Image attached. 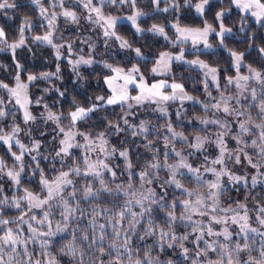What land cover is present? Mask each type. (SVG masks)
<instances>
[{
  "label": "snow or ice",
  "instance_id": "6c2138e0",
  "mask_svg": "<svg viewBox=\"0 0 264 264\" xmlns=\"http://www.w3.org/2000/svg\"><path fill=\"white\" fill-rule=\"evenodd\" d=\"M30 3L38 10L44 29V34L32 35L31 41L50 47L57 63L54 72H27L23 79L26 69L17 50L32 51L25 34L32 31L31 21L25 17L18 37L11 41L0 28V52L11 53L16 70L14 85L0 80V121L13 117L8 130L0 126V146L6 149V155L0 156V181L6 178L11 190L9 195L8 185L0 183V264H62L61 256L68 257L70 264H89V260L90 264H176L173 258H162L166 249H179L184 264H264V201L253 197L255 204L249 207L247 196L244 201L223 200L226 184L249 185V173L239 174L236 166L254 170L251 188L264 184V64H246V51L229 48L226 42V37L234 34L226 21L235 7L241 13L238 31L245 34L248 49H255L264 60V41L256 47L255 34L247 36L249 17L264 28V0H230L228 7L221 0L218 10L212 0H183L182 4L180 0H149L153 12L174 15L170 23H152L146 29L139 21L152 17L138 6V0H75L87 13L83 17L67 7L65 0H49L50 8L42 0ZM109 5L113 9L127 7L131 14L105 12ZM16 7L15 0H0V11ZM57 8L60 11H55ZM183 9L193 11L202 26L184 24ZM213 12L214 20L209 22L207 17ZM59 17L77 27L83 19L101 30L105 49L114 40L120 50L137 58L143 59L144 53L119 34L121 21L129 22L137 35L147 31L172 48L179 47L178 53L161 51L151 73L167 76L173 62L198 69L206 100L189 94L175 79L149 83L136 64L125 68L97 60V43L90 38L80 40L87 52L84 47L77 49L76 41L55 35ZM211 35L227 53L235 75L222 76L217 66L199 57L185 58L183 45L191 42L194 49L201 44L211 49ZM62 59L77 79L84 78L82 67L100 64L107 70L103 78L107 93L89 97L88 104L74 97L67 112L54 111L43 96L30 98L34 82L51 84L62 79ZM212 87L218 95H213ZM43 92L57 93V103L63 106L65 91L53 86ZM177 101L180 107L175 115L180 125L173 123L169 113V105ZM185 102L199 104L204 110L203 115L187 121L194 128V121L201 126L192 137L177 130L183 126ZM117 106L121 114L115 120L107 115L98 117L101 123L96 131L81 130V124L94 115ZM146 106L165 122L152 124L141 119L137 124L129 119L136 116L134 109L147 110ZM33 107L43 109L39 116ZM17 112L22 114V124L16 120ZM38 121L55 125L47 153L43 151L45 140L35 135L37 130L40 137L48 135L46 128L40 130ZM121 134L125 138L113 143L111 138ZM161 143L162 147L157 146ZM133 147L150 155L137 153L134 160ZM213 148L215 154H211ZM42 160L51 164V171L42 166ZM116 160L123 162L122 169ZM25 176L29 185L36 181L35 186H25ZM6 210L14 214L9 216ZM156 212L164 214L160 222L154 217ZM180 226L185 228L182 234L177 232ZM66 235H71V240L62 244L59 255L54 254L56 238ZM149 239L152 243L145 248L135 247L136 240ZM30 245H38L39 252Z\"/></svg>",
  "mask_w": 264,
  "mask_h": 264
},
{
  "label": "trees",
  "instance_id": "16d2710c",
  "mask_svg": "<svg viewBox=\"0 0 264 264\" xmlns=\"http://www.w3.org/2000/svg\"><path fill=\"white\" fill-rule=\"evenodd\" d=\"M18 3L17 7H16V13L15 15V19L13 22H11L10 25H5V27H3L5 29V31L8 33V36L10 39H14L16 36V31L19 29V26L21 24V21L25 18L28 17L29 19H36V15H37V11L34 8L33 5H31V3L29 2L30 0H16ZM227 1V0H226ZM146 0H138V5L140 6H144V4L146 3ZM181 4L183 3L180 2ZM193 11H190L188 9H183L182 13H181V17L183 19H185V21H191L195 24V22H198V17L193 16ZM174 15V14H172ZM193 16V17H192ZM151 17H146V19L144 20L145 23V28H148L152 23H157L159 18V15H156V13H152ZM121 29V30H120ZM263 28L254 25V23L251 22V24L248 26V30H247V36H252L253 34H255L256 36V47L261 46V42L264 41L263 37L260 35V31ZM118 31L119 33L126 39H128L134 47H140L142 49V52L144 53V58L146 59V61H141L139 59L133 58L132 56H128L127 54H124L123 57H121L120 59H125V58H129V64L136 62L137 64H141V63H146V65L144 66V70L148 71L149 68L153 65L154 60L156 57H158L159 53L161 51H167L168 48V43L164 42L163 39H157L154 36H152L150 33H148L147 31H145L144 33L137 35L135 33V31L128 27L120 24L118 26ZM245 34H242V38L241 41H236L234 39H230L227 40V45L229 48H238L240 51H246V62L247 63H252L253 66L259 67L262 63L258 61L259 57L257 56V53L255 51V49H252V52H248V45L245 39ZM32 47V51L29 52L28 49L22 48L20 50H22V52L18 53L20 54L19 60L22 64L25 65V69L28 72H33V73H39L41 71H50V68L48 66V64H46V61L49 59L48 58V51H43L42 53L39 51V47L37 45H31ZM129 53L131 54V52L129 51ZM52 55V54H51ZM188 58H193V56H189L186 55ZM197 57H199L200 59L204 60L205 62L209 63L210 65L213 66H222V65H226V63L230 62L227 53L220 47H218L217 45L214 46L213 50L208 52V53H198ZM0 59L2 60V66L0 69L3 72H0V80H4L7 83H11L13 80V76L15 75V65L12 62V57L10 54L8 53H2L0 54ZM45 60V61H44ZM150 60V61H148ZM41 62H43L41 64ZM56 63V61H55ZM8 64H10V68L8 70ZM63 65V64H62ZM172 69V76L169 78L167 77L169 80L175 79L176 82H180L182 84H184L186 91L191 94L196 96L198 99L202 100V93L200 92V85L202 84V80H203V76L201 75V73H199L198 71H196L195 69H192L190 67L187 66H180L177 63H173L171 66ZM220 69V68H219ZM104 73H106L105 71H98V70H94L91 72H87V74L83 75V80L79 81L77 84L76 82L73 83V76L71 73L67 72L64 70V72L61 73L62 79L59 81H55L53 80V82L50 84L49 88L51 87H58L60 88L62 91L66 92V99L63 102V106L61 107V104L56 103V101L58 100V95L55 92H50L48 94H44V100L46 103L51 104L52 101H54L55 104L53 103V107L56 106V111H64L67 112L69 110V101H71L74 97L83 104H88V98L89 97H95L98 94H105L106 89L104 87V83H103V78H104ZM7 75V77L5 76ZM23 78V77H22ZM24 79V78H23ZM40 85L42 87V89L47 88L44 87L43 84H41L40 81L34 82V85H30V98L32 99H36L37 96L40 93H37L36 91H33L34 87H38L40 88ZM170 107H174L173 105H170ZM146 109H134V111H136V116L133 117H129L130 120H133L135 123H139V121L141 119H145V120H149L151 121L152 124H156L159 123V121H155L151 115L150 112H152L150 110V108L148 106H146ZM13 111H15V109H12ZM33 112L36 113L39 108L38 107H33ZM200 109H198L195 106H191L189 107L188 111L185 113L184 118L188 119V118H192L196 115L200 114ZM113 113H115V115H113ZM154 113V112H152ZM121 113L119 111V107L117 106L116 108H109L106 110V112H100L97 115H94L93 118L91 120H89L87 123H83L81 124V130H90V131H96L97 130V125H99L101 123V120L98 119V117H103L105 115L108 116L109 119H113L115 120L117 116H119ZM172 116V114H171ZM16 120L18 123L22 124V117L20 116V113L17 112V116H16ZM13 122V117L11 115H9L5 120L0 121V126L5 127V130H8V126H10ZM201 127V126H200ZM200 127H180L179 130H184L186 135L188 136H192L196 134V129H199ZM54 134V133H53ZM116 136H114L113 138H115ZM117 139H114L112 142L115 144H119L121 140H123L124 134H121L119 137H116ZM129 140H131V137H128ZM141 148H132V156L133 159L136 160L137 159V153L140 154V156L143 157L142 152L140 151ZM6 155V149H4L2 146H0V156H5ZM10 159V158H8ZM10 161V160H9ZM118 163L121 166V169L123 167V162L120 160H116L114 163ZM140 163H143V160L141 159L139 161ZM197 163H199L198 161H196ZM42 166H44L46 169H48L49 171H51V164L49 162H47L46 164L42 163ZM249 172H251L250 169H247ZM162 175H164V173H162ZM250 176L249 175V184H250ZM126 177V175L124 176ZM122 179H126L123 178ZM26 180H29V178L26 176ZM24 181V182H25ZM27 182V181H26ZM0 183H5L3 181H0ZM35 183V182H34ZM187 183V182H186ZM6 184V183H5ZM26 186H31V185H27ZM251 186V185H250ZM250 186H247V189L244 190L242 187H238L241 188L239 191H237L236 189H226L224 192V196H223V200L225 202H235L237 200H244V198L247 196L250 199H253V197H256L262 201H264V184H258L256 189L254 190L253 188H251ZM7 193L9 195H11V190H6ZM246 192V193H245ZM237 196H241L240 199L236 198ZM253 202H255V200H253ZM252 202V203H253ZM7 215L11 216L14 214V212L12 210H6ZM179 214V212L177 213ZM164 214L160 213V212H156L154 213V217L157 219V222H160L161 219L163 218ZM185 231V228L183 226H180L177 228V232L178 234H182ZM67 237H63L60 242L57 243V245L54 247V250L57 251L59 250V248L62 246V244L68 242L69 240H71V237H69L70 235H66ZM152 240H145V241H140V240H136L135 241V247L137 248H145L146 244H151ZM189 244H187L186 246H188ZM258 243H257V248H258ZM30 249L34 248L36 252H39V246L38 245H30L29 246ZM188 247H193V245L190 244V246ZM179 249H177L175 252H173V250L171 249H166V251L162 254V258H164L165 260L168 258H173L176 261V264H184L182 257H180L178 255ZM254 255L256 253H253ZM98 255V253H97ZM89 264H90V260H89Z\"/></svg>",
  "mask_w": 264,
  "mask_h": 264
},
{
  "label": "rangeland",
  "instance_id": "374dc122",
  "mask_svg": "<svg viewBox=\"0 0 264 264\" xmlns=\"http://www.w3.org/2000/svg\"><path fill=\"white\" fill-rule=\"evenodd\" d=\"M146 1L147 2L144 4V6H140V5H138V6L142 10H144L145 12L150 13V15L152 13L155 14V12L152 11V7H151V5L149 3V0H146ZM182 1L183 0H180V2H182ZM15 2L18 5L19 2H17L16 0H15ZM229 2H230V0H227V1L226 0H223V6L224 7H228ZM42 3L44 4V6L46 8H50L49 0H42ZM212 3H213V5L218 10V8H219V6L221 4V0H212ZM65 4H66L67 7L75 10L77 12V14L79 16H81V17H83L84 15L87 14L85 12V10L83 9L82 6H80V5H78V4L75 3V0H65ZM161 6L163 7L164 5H161ZM50 10H52V9H50ZM36 11H37V15L35 17L36 19H34V20L29 19L31 21V24H32V31L25 33L26 36L29 37V39L27 40V43L30 46L33 45L32 41H31V36L32 35H35V34H41L42 35V34H44V29L41 28V24L43 23V21L40 18V15H39L38 10H36ZM55 11H60V9L57 8V9H55ZM105 12H111L113 15H120V16H124V15L131 14V10L129 8H127V7H124L122 9H113L112 6H110V5L105 8ZM15 13H16V8L15 9H9V10H7V12L0 11V28L5 27V25H10L11 22H13L14 19L16 18L15 15H14ZM156 15H159V18H160V19H158V22L157 23L167 24V23H170L172 21V19H173V15L172 14L156 13ZM192 15L193 16H196L194 12H193ZM239 15H241V13H239V10L236 9L235 7H232V10H231V12L229 14V18L227 19L226 23L228 24V26H231V27L234 28V34L232 36L226 37L227 40L234 39L236 41H241V38H242V34L243 33H240L238 31V29H239ZM146 17L148 18L149 16L142 17L141 20L139 21L140 26L142 28H145V26H144L145 25L144 20L146 19ZM207 18H208L209 22H213V20H214V12L211 13V14H209ZM182 22L184 24H187V25H190V26H193V27H200V26H202V20L200 18H198V22H195V24L193 22H191L190 20L189 21H185V19H183V18H182ZM251 22L254 23V25H256L255 21L251 17H249L248 18V26L251 24ZM120 24L124 25V27L125 26H128V27L132 28L131 25H130V23L127 22V21H121L119 23V25ZM57 29L58 30L55 33V35L62 36L64 39H71V40L76 41L75 47L77 49L80 48V47H84L85 52L88 51L87 46L81 44L80 43V40L85 39V38H90L92 41L96 42L97 43V49H96V59L97 60H108L109 63H113L115 65H119V66H122V67H125V68L131 67L132 64H136L138 67H140L142 73L145 75L146 80L149 83H154V82H156L158 80H161V79L169 80L167 77L170 78L172 76V69H171V73L169 75H167V76H154L151 73V68L153 67L154 63L149 68L148 71H145L144 70V66L146 65L145 62L144 63H141V64H137L136 62H133V63L129 64V62H128L129 61V58L120 59L121 57H123L124 54H127L128 53V56L129 57L132 56L133 58L139 59L141 61H146L145 58L141 59V58L135 57V54L132 53V52L130 54L129 51L128 52H125V51L120 50L118 43L115 42L114 40L113 41H110L111 47H109L108 49H105V47L103 45V41H102L101 30L98 27H93V26L88 25L83 19H81V25L79 27H77V26L71 25L69 23H66L63 17H59L58 18V22H57ZM169 35L170 36H174V32L169 31ZM260 35L264 39V28L260 31ZM16 37H18V30L16 31L15 38ZM154 37L157 38V39H162L160 37H156V36H154ZM243 39H245V38H243ZM11 40L12 39H10V41ZM164 42H166V41H164ZM209 43L212 44V46H213L211 49H205L202 44L199 45L198 48H195L194 49L192 47L191 42H187L185 45H183V47L185 49V58L186 59H195V58H197V54L198 53H208V52H210V51L213 50V48H214L215 45L218 46V41H217V39H216V37L214 35L209 36ZM38 47H39V49H40L39 51L41 53L43 51H48L47 54L49 55L48 56L49 59L46 61V64H48V66L50 68V71L54 72L57 61H56V59H55V57L53 55V50L50 47H44V46H38ZM168 48L169 49L167 51H170L172 53H178L180 51V48L179 47L172 48L170 44H168ZM25 49H27V48H25ZM19 52L21 53L22 50L18 49L17 50V54ZM248 52L251 53L252 52V49L249 50ZM2 53H8V54L11 55V53L8 52V51L0 52V54H2ZM186 55L193 56V58H188ZM18 57H20V54H18ZM55 61H56V63H55ZM148 61H150V60H148ZM258 61L261 62L262 64H264V60H261L259 58ZM2 63L3 62L0 59V66H2ZM42 63L43 62H41V64ZM59 63L61 64V73L64 72V70H65V71H67V72H69V73L72 74V76H73L72 82L73 83L76 82V84H77L79 81L83 80V79H77V77L75 76V74L71 70V66L68 65V63H67L66 60L62 59L61 61H59ZM173 63H177V62H173ZM245 63L248 64L246 61H245ZM177 64H179L180 66H184L185 65L187 67H190L189 65L183 64V63H177ZM217 67L220 68L222 76L235 75V71L230 67V62L226 63V65L217 66ZM9 68H10V64H8V70H9ZM192 69H194V68H192ZM94 70L105 71V72L107 71L106 69H103L100 64H95V65H93L92 68H83L82 67L81 68L82 76L84 74H87V72H91V71H94ZM195 70L200 73V71L198 69H195ZM46 71H48V70H46ZM0 72H3V71L0 69ZM27 72L28 71H26L25 72V75L23 76V78L25 80H26ZM242 72L244 74H246V69H242ZM201 75H202V73H201ZM5 76L7 77V75H5ZM55 81H57V80H55ZM169 81H171V80H169ZM40 82H41V84H43L44 87L49 88L50 84L48 82L43 81V80H40ZM224 83H225V81L222 79L221 80V84L223 85ZM10 85H14V79L12 80V82L10 83ZM104 87H105L106 92H107V88H106L105 85H104ZM211 90L213 92V95H218V93H216L215 87H212ZM33 91H36L37 93H40L37 96V98L40 97V96H44V94H45L43 92V89H42L41 85H40V88L34 87L33 88ZM200 92L202 93L201 94L202 95V101H205L206 100V95H205L204 90H203V84L200 85ZM133 94H135V92H133ZM88 102L90 103V100L89 99H88ZM53 103H54V101H52V103L49 104V105L53 108L54 111H56V106L55 107L52 106ZM56 103H57V101H56ZM54 105H57L58 106V104H55V103H54ZM170 105H173L174 107H170ZM170 105H169L170 118H171V120L173 121L174 124L180 125L181 122L176 120V115H175L176 112H177V110L180 107L179 101H177L175 103H171ZM191 106H195L198 109H200L201 112H200L199 115H203L204 114V110L201 108V106L199 104H194V103H191V102H185V104H184V111H185V113L188 111L189 107H191ZM151 107H155V106L153 105ZM38 108H39V110L36 113H34L37 116H39L40 115V112L43 111L42 108H40V107H38ZM171 114H172V116H171ZM150 115H151V117L155 121H159V124H163L165 122L164 119L161 118L158 113H152V112H150ZM20 116L22 117V114L21 113H20ZM189 119H191V118H188V119L183 118V126L182 127H193V125L187 124V121ZM38 123L40 124V130H44L46 128V130L48 132L47 137H40L39 130H37L35 132L36 138L45 140V146H44L43 151L45 153H47V152L51 151V148H52V144L49 143V142L51 141L52 136L54 135L52 129L55 127V125L49 124V125L45 126V125H43L42 121H38ZM65 123H67V121H65ZM194 125H195V127H200L198 124H195V121H194ZM179 129H180V127H177V130L178 131H179ZM192 136H189V137H192ZM113 137L111 138L112 141L114 139H117L116 137L115 138H113ZM24 139H25V142L28 141V138L27 137H25ZM232 144L234 145V142H232ZM157 146L162 147V143L161 144H158ZM140 151L142 152L143 156H149L150 155V153H146L143 148H141ZM211 154H215V149L214 148L211 149ZM41 162L44 163V164H46L48 161H43L42 160ZM59 167H60L59 164H57V168H59ZM247 169H249V168H247L246 166L245 167L236 166V170L238 171L239 174H243L245 172H248L249 175H251L252 173H254V170L250 169L251 172H249ZM123 178H126V177L123 176ZM24 179H26V176L24 177ZM26 181L24 182V185L25 186H26V184L29 185V180H26ZM3 182H5L8 185L7 188H6V190L9 191L10 190V182H7L6 178H5V180ZM35 184H36V181H32L31 182V186H35ZM250 185L251 184H249L248 186H250ZM238 187H242L244 190L247 189V187H245L243 185H241V186H235V185H232V184H226V189H230V190L236 189L237 191H239L241 188H238ZM256 187L254 188V190L256 189ZM236 198L240 199L241 196H237ZM253 200L254 199H250L249 198V200H248L249 207H253L254 206L255 202H253ZM241 201H244V200H241ZM57 218H59V217L57 216ZM253 218H254V216H253ZM101 222H103V221H101ZM69 237H71V235ZM62 238L63 237H57L56 238L55 246L57 245L58 242H60V240ZM188 246H190V244ZM54 247L52 249V252L54 254H56V255H59V251H57V253H56V251L54 250ZM31 249H34V248H31ZM60 259H61L62 264H70V261H69V258L68 257L61 256Z\"/></svg>",
  "mask_w": 264,
  "mask_h": 264
}]
</instances>
